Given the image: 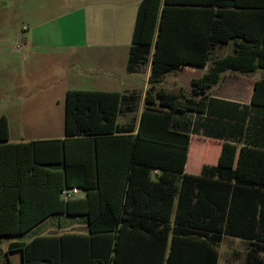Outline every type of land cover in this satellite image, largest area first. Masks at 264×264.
<instances>
[{"label":"trees","instance_id":"16d2710c","mask_svg":"<svg viewBox=\"0 0 264 264\" xmlns=\"http://www.w3.org/2000/svg\"><path fill=\"white\" fill-rule=\"evenodd\" d=\"M186 4L139 5L127 70L152 55V71L137 129L118 123L125 102L136 97L71 89L64 138L0 144V236L24 234L54 213L88 218L87 233L13 241L8 258L18 251L24 264H218L216 246L225 235L247 240L251 254L264 253V78L241 110L208 95L228 70L264 68V3L242 11ZM230 42L232 53L213 55ZM209 61V70L192 79L190 97L156 88L168 71ZM174 112L206 114L219 121L220 138L244 140L236 166L185 172L191 135L172 128ZM8 139L2 115L0 142ZM75 186L83 196L64 199L62 191ZM42 189L53 206H27Z\"/></svg>","mask_w":264,"mask_h":264},{"label":"crops","instance_id":"0c3cea01","mask_svg":"<svg viewBox=\"0 0 264 264\" xmlns=\"http://www.w3.org/2000/svg\"><path fill=\"white\" fill-rule=\"evenodd\" d=\"M142 0H101V25L103 30L111 32H119L128 30L131 33L128 42L119 43L113 40L103 42L101 48L102 58L107 64V71L103 72L100 77L91 76L87 78L91 86L90 88H81L72 84V80H67L64 87V97L66 106V95L71 89H84V90H105V91H118L129 97H136L137 101L133 98L127 100L124 104L126 107L124 112L119 116L118 123L124 127L138 128L140 117L146 107L145 96L151 86L150 76L152 71V55L150 60L145 65L140 66L137 71L129 72L124 75L116 73L113 60L119 57L122 64L127 68L130 47L132 44L133 33L137 21V13L139 5ZM189 6L199 5L204 6L212 3L214 10H247L251 9L254 5H262L264 0H181ZM63 4V5H62ZM69 9L71 4L69 0H63L60 5H54L53 9H45L34 12L36 19L29 20V26L24 27L23 31H29V37H25V43L29 52L32 54H39L43 49H77L85 50L90 48V43L87 35V14L83 9ZM184 5V4H182ZM55 12L54 14H52ZM234 51L233 42L219 45L213 50L214 56H225ZM210 61L205 66H184L168 71L162 80L156 84L157 89H164L169 92L177 93L182 96L190 97L192 94V79L203 76L210 68ZM189 68V69H185ZM258 68L253 72H238L228 70L223 74L221 81L208 89V95L211 98L222 99L232 103H238L240 110L245 106L251 105L252 93L254 84L264 78V71L257 75ZM90 74L93 72L91 69L83 68ZM185 70H190L188 73ZM185 72V73H183ZM171 82L174 84V89H168L164 86L166 79L171 76ZM188 78L187 90L185 93L182 85L181 77L184 75ZM144 76V77H142ZM176 89H179L178 91ZM58 98V102H59ZM128 107V108H127ZM252 110V107H251ZM195 119V124L190 123L189 119ZM9 123V139L0 144H25L31 141L38 140H53L64 138L44 136H13L11 131V121ZM219 121L216 119L206 118V114H181L173 113L172 128L179 131H187L191 135V146L186 164L185 172L189 174H200L202 167L205 164H224L228 167L234 168L237 164V158L240 145L244 144L236 142L233 139L220 138L221 130L219 129ZM200 137L198 146L196 148V165L189 168V159L192 158V141L196 137ZM264 143V138H261ZM240 144V145H239ZM211 150L212 153H209ZM227 152L228 156L225 161H220V156L223 152ZM188 165V166H187ZM60 166L49 167L50 171H59ZM190 172H188V170ZM11 175L12 173H8ZM155 178V177H154ZM47 190L42 189L37 191L36 198L28 199L27 206H53V201L45 198L43 195ZM84 194V193H83ZM82 197V196H81ZM87 233L88 232V218L85 214H68L67 212L54 213L38 222L33 228L19 235L0 236V264H24L21 253L18 251L9 253L7 257V250L9 244L13 241H26L39 236L61 235L63 233ZM227 241L238 244L242 243L243 248L236 245L230 249L227 256L228 264H264V253L251 254L250 244L244 238L238 236L225 235L216 248L219 252L218 264H222L223 254L226 252L225 245L222 244ZM41 264H48L47 261H42Z\"/></svg>","mask_w":264,"mask_h":264},{"label":"rangeland","instance_id":"374dc122","mask_svg":"<svg viewBox=\"0 0 264 264\" xmlns=\"http://www.w3.org/2000/svg\"><path fill=\"white\" fill-rule=\"evenodd\" d=\"M63 0H0V117L5 115L11 121L13 136H54L64 135L65 97L64 87L67 80L81 88H90L88 77L103 75L107 64L102 58L103 42L115 41L125 43L130 40L128 30L107 32L101 25V0H69L71 7L65 10L83 9L87 14V35L90 48L77 49H43L39 54L29 52L25 37L29 31H23L29 26V20L36 19L38 10L53 9ZM53 12L52 14H54ZM113 66L118 75H124L127 70L118 58L113 60ZM83 68L91 69L95 74ZM189 69V68H185ZM190 70H185L188 73ZM264 70L260 69L257 75ZM183 72V73H185ZM181 77L183 91L188 93V78ZM172 74L164 82L168 89H174ZM144 77V76H142ZM177 91L179 89H176ZM59 98V102H58ZM200 137L192 141V158L189 168L196 165V148ZM212 153L211 150H208ZM188 166V165H187ZM188 170V169H187ZM190 172V170H188ZM226 252L222 264L227 263L230 249L235 245L243 248L242 243L234 244L227 241Z\"/></svg>","mask_w":264,"mask_h":264},{"label":"built area","instance_id":"2783aa9c","mask_svg":"<svg viewBox=\"0 0 264 264\" xmlns=\"http://www.w3.org/2000/svg\"><path fill=\"white\" fill-rule=\"evenodd\" d=\"M83 196L82 190L75 186L72 188H66L62 191V197L66 200L74 198V197H81Z\"/></svg>","mask_w":264,"mask_h":264}]
</instances>
